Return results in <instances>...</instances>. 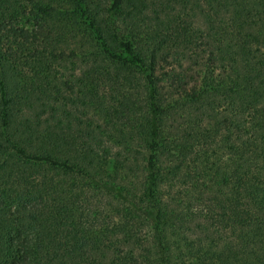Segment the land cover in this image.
I'll return each mask as SVG.
<instances>
[{
  "label": "trees",
  "instance_id": "trees-1",
  "mask_svg": "<svg viewBox=\"0 0 264 264\" xmlns=\"http://www.w3.org/2000/svg\"><path fill=\"white\" fill-rule=\"evenodd\" d=\"M0 264H264V0H0Z\"/></svg>",
  "mask_w": 264,
  "mask_h": 264
}]
</instances>
